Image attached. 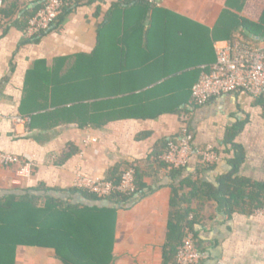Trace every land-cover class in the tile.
Wrapping results in <instances>:
<instances>
[{"label":"crops","instance_id":"0c3cea01","mask_svg":"<svg viewBox=\"0 0 264 264\" xmlns=\"http://www.w3.org/2000/svg\"><path fill=\"white\" fill-rule=\"evenodd\" d=\"M46 1L4 0L0 10V149L20 159L8 169L0 167V190L40 183L69 189L74 188L77 170L107 178L116 167L119 173L135 165L143 173L147 193L138 191L126 207L115 205L113 264H163L173 181L159 155L167 141L181 137L185 117L192 145L201 151L212 149L219 156L209 167L192 157L181 178H190L198 186L191 204L195 213L189 220H197L191 228L203 254L199 264H264V215L259 213L264 202V95L223 94L201 106L190 100L193 85L217 61V46L223 43L213 42L212 31L227 0H161L154 10L133 0H95L91 5L86 0L60 26L57 21L46 35L28 39L30 15ZM161 11L168 13L167 19ZM263 11L264 0H248L242 15L258 22ZM154 12L157 25L150 35ZM108 22L106 47L150 49L144 54L137 50L139 55L130 64L138 70L127 74L125 85L131 88L134 82L154 80L153 86L134 93L137 100L123 105V97L130 94L118 93L120 74L115 72L114 96L106 99L113 101L114 118L102 127L60 123L50 129H30L31 122L17 123L28 72L41 62L53 71L61 59H68L66 69L75 55L92 54ZM251 38L264 46L263 37ZM107 62L115 69L122 61L111 57ZM164 108L175 111L151 116ZM121 110L138 115L125 117ZM89 138L98 141L87 143ZM231 143L242 150L237 169ZM71 144L79 152L61 161ZM25 159L34 168L31 177L24 178L18 172ZM184 192L190 193L191 188ZM15 264L63 263L51 250L20 246Z\"/></svg>","mask_w":264,"mask_h":264},{"label":"trees","instance_id":"16d2710c","mask_svg":"<svg viewBox=\"0 0 264 264\" xmlns=\"http://www.w3.org/2000/svg\"><path fill=\"white\" fill-rule=\"evenodd\" d=\"M65 1L68 5L58 18L57 26L63 23L74 8L84 4L86 0ZM94 1L87 0L86 4L91 5ZM247 2L248 0H227L226 8L212 31L213 42L225 43L242 37L257 44L258 42L254 41L251 35L264 38V11L258 22L243 16L242 12ZM41 7L42 5L32 12L30 19ZM147 7L151 10L155 9V6L147 5ZM15 10L16 8L10 14ZM155 12L150 35L156 29ZM161 13L166 19L168 18V13L164 11ZM109 23L99 32L98 46L92 54L75 55L69 59H73L74 62L66 69L68 59H61L57 61L53 71L47 69L45 63L41 62L28 72L21 115L31 119L30 129H50L60 123H78L82 127L98 128L108 123L114 118L111 105L113 101L106 99L114 96L112 76L115 72L120 74L118 93L130 94L123 97V105L137 100L134 93L143 92L153 86L154 80L134 82L131 88L125 85L127 74L138 70L137 66L130 64L132 58L139 55L137 50H142L144 54L145 50L148 52L150 49L106 47L103 41L110 29ZM111 57L122 61L115 69L107 62ZM100 99H102L101 103ZM167 111L175 110L159 109L151 116ZM121 115L130 117L138 113L121 110ZM140 115L143 116L144 113ZM39 121L42 123L40 124ZM233 148L236 152L234 167L237 169L243 155L239 147L233 145ZM77 152L79 149L74 144L69 145L61 161L68 160ZM130 166L119 173L117 167L110 170L107 179L118 182L122 173ZM164 166L169 170V176L173 181L171 186L173 195L163 264H177L176 258L185 236V229L193 227L197 222V220L191 222L189 218L195 213L191 209V204L197 197L198 186L190 178L181 180L185 168L170 170L167 165ZM9 167L12 166L4 168ZM137 186L138 191L143 195L147 193L144 190L146 184L143 182V173L138 167ZM186 188H191V192L186 194L184 192ZM133 196L134 194L132 196L116 194L108 199H100L75 187L50 188L44 183L33 188L0 190V264H15L16 251L20 246L51 250L63 264H113L117 206H128ZM101 201H105L106 204L100 205ZM263 205L264 202L261 207Z\"/></svg>","mask_w":264,"mask_h":264},{"label":"built area","instance_id":"2783aa9c","mask_svg":"<svg viewBox=\"0 0 264 264\" xmlns=\"http://www.w3.org/2000/svg\"><path fill=\"white\" fill-rule=\"evenodd\" d=\"M150 6H159L161 0H133ZM4 0H0V10ZM68 5L65 0H47L36 14L29 20L25 30L28 39H38L49 33L64 8ZM245 92L253 98L264 95V46H259L251 41L239 38L217 46V61L209 71L202 72L200 78L191 89V103L196 106L205 105L211 99L223 94H237ZM0 116L2 111L0 109ZM181 137L165 143L159 159L170 170L186 168L191 158L196 156L201 163L212 166L218 161V153L212 149L201 151L192 145V137L182 117ZM17 123L29 124L31 119L19 116ZM98 141L97 138L87 139V143ZM20 159L0 149V167L14 166ZM20 177H31L34 165L30 160L21 162ZM74 187L96 195L100 199H108L113 195L132 196L138 192L137 167L131 165L126 169L118 182L108 180L106 177L92 176L77 170L75 173ZM264 215V205L259 210ZM192 218V217H191ZM203 254L197 246L196 235L191 227L185 229V236L178 251L177 264H199Z\"/></svg>","mask_w":264,"mask_h":264},{"label":"water","instance_id":"95a60500","mask_svg":"<svg viewBox=\"0 0 264 264\" xmlns=\"http://www.w3.org/2000/svg\"><path fill=\"white\" fill-rule=\"evenodd\" d=\"M95 203H97V202H95ZM99 204H100V205H105L106 203H105V201H101ZM107 205H108V203H107ZM110 205H111V204H110ZM113 206H115V205H113Z\"/></svg>","mask_w":264,"mask_h":264}]
</instances>
